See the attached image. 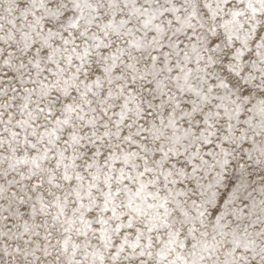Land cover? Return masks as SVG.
<instances>
[{
    "label": "snow or ice",
    "instance_id": "snow-or-ice-1",
    "mask_svg": "<svg viewBox=\"0 0 264 264\" xmlns=\"http://www.w3.org/2000/svg\"><path fill=\"white\" fill-rule=\"evenodd\" d=\"M0 264H264V0H0Z\"/></svg>",
    "mask_w": 264,
    "mask_h": 264
}]
</instances>
